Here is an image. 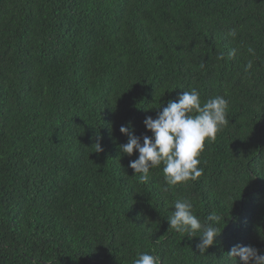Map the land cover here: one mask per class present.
<instances>
[{"label":"trees","instance_id":"trees-1","mask_svg":"<svg viewBox=\"0 0 264 264\" xmlns=\"http://www.w3.org/2000/svg\"><path fill=\"white\" fill-rule=\"evenodd\" d=\"M193 88L223 96L228 123L201 176L164 192L120 127L143 143ZM184 198L222 217L205 254L170 228ZM238 244L264 254V0H0V264H234Z\"/></svg>","mask_w":264,"mask_h":264},{"label":"clouds","instance_id":"clouds-1","mask_svg":"<svg viewBox=\"0 0 264 264\" xmlns=\"http://www.w3.org/2000/svg\"><path fill=\"white\" fill-rule=\"evenodd\" d=\"M235 36V31H229ZM250 52L253 50L250 48ZM233 49L229 55H234ZM223 59V54H218ZM251 62L246 70L251 68ZM228 101L223 96H215L201 104L199 92L193 88L180 94L178 101H169L157 117H146L144 124L152 132V136H137L128 126L120 127L121 133L128 136V142L119 147L124 154L131 156L138 151L137 159L130 161L129 167L139 174V180L144 183L149 180L150 169L163 164V174L166 186L162 191L167 192L170 187L180 183L197 180L203 169L199 156L209 142L216 139L217 132L225 126ZM195 113V114H194ZM99 142L95 143V152H102ZM134 175V176H135ZM172 212L168 216L170 228L188 236L200 237L197 248L205 254L210 246L216 242L221 233L217 226L222 217L215 211L206 217L204 223L193 214V204L188 199H177L172 203ZM199 233V235H196ZM228 257L238 264H264V254L252 246L234 245L227 253ZM133 264H160L159 257L148 252L138 253Z\"/></svg>","mask_w":264,"mask_h":264}]
</instances>
